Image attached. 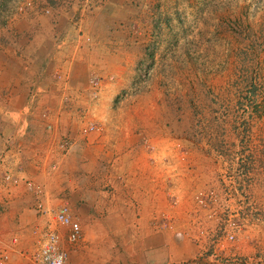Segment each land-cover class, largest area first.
Instances as JSON below:
<instances>
[{"label": "rangeland", "instance_id": "obj_1", "mask_svg": "<svg viewBox=\"0 0 264 264\" xmlns=\"http://www.w3.org/2000/svg\"><path fill=\"white\" fill-rule=\"evenodd\" d=\"M2 112L19 122L0 127L7 183L21 143L47 141L54 171L71 151V170L99 169L85 185L110 211L150 209L145 226L102 223L120 264L154 234L174 244L160 264H264V0H0ZM143 157L161 186H139ZM58 207L46 229L68 264L62 239L81 238Z\"/></svg>", "mask_w": 264, "mask_h": 264}, {"label": "crops", "instance_id": "obj_2", "mask_svg": "<svg viewBox=\"0 0 264 264\" xmlns=\"http://www.w3.org/2000/svg\"><path fill=\"white\" fill-rule=\"evenodd\" d=\"M60 53L62 54V52ZM66 53L63 51L60 57L68 56L71 62L64 60L61 70L64 69L67 72L74 73L77 68L73 64H70L75 63V60L70 57L73 53ZM44 72L41 71L39 74L43 75ZM14 121L18 122L17 119L13 120L5 112H2L0 114L1 131L7 127H16ZM11 131L8 136L15 133L16 130L13 128ZM40 143L38 146L31 143H21L23 151L10 155L8 160L10 168L8 170L16 171L14 173L19 175L20 181L17 184L7 183L4 180L7 170L4 169L3 162L0 163V264H33L30 255L34 254L39 242L43 239L47 227L46 223L52 220V213L59 204L61 205L65 201L71 205L74 220L78 221L81 226V240L77 247L69 245L62 239L61 245L68 250V264H120L119 257H114V248L108 243L110 236H114L113 230L108 229L109 225L107 223H105L106 225L102 223L110 221L123 223L137 221L139 225L145 226L147 222H151L150 218L152 214L150 213V209L146 206L143 208L141 205L139 212L136 211V213L134 209H130L127 214L116 213L113 208L110 211L108 208L112 207L113 204L112 200L108 199V196L112 193L108 194L102 189L98 190L97 193L95 190L89 192L88 188L90 185H85V182L90 181V179H96L100 172L99 169L86 173L85 168L81 166L78 170H71L72 168L65 166L69 157L74 153V151H71L67 159L54 171L50 168V161L53 157H59L58 153L54 149L51 150V142L42 141ZM77 145L76 147L81 146L80 143H77ZM73 149L74 147L71 150ZM80 149L78 148L77 150L79 151ZM48 158L49 163H47ZM19 163L20 165H18ZM145 163L146 158L143 157L144 165L139 168L141 173L139 171L137 173L139 186L144 189L145 186H161L163 179L160 173L157 172L156 166H152V171L151 167L146 168ZM132 174L135 177V173L132 172ZM76 180L79 181L75 182ZM27 181L32 182L34 185L29 187ZM35 187L42 191L40 196L34 193L37 200H35L32 192V189L34 190ZM149 190L152 189L149 188ZM61 193L63 195L59 197ZM105 194L107 196L105 203L97 200L98 197L100 198ZM38 201L41 202L42 212L36 208V202L38 203ZM60 230L64 234L65 228H60ZM148 232H144L143 237H146ZM151 238L153 242L152 246L140 245L144 249H139L140 253L136 255L139 264H160L162 260L166 259L165 257H161L160 249L162 247L170 248L174 246L171 241H167L163 245L161 242L162 235L160 234H154ZM75 256L77 260H73ZM174 257L176 258L177 256ZM132 261V258L124 262L121 259L122 264H130Z\"/></svg>", "mask_w": 264, "mask_h": 264}, {"label": "built area", "instance_id": "obj_3", "mask_svg": "<svg viewBox=\"0 0 264 264\" xmlns=\"http://www.w3.org/2000/svg\"><path fill=\"white\" fill-rule=\"evenodd\" d=\"M8 178V176H6ZM39 206H41L39 204ZM55 219L61 225L68 227L67 238L75 242L81 237V226L78 221L71 218L68 210V204L63 202L59 205ZM35 264H66V254L60 248L59 234L51 228L44 232L43 239L39 242L36 251L33 254Z\"/></svg>", "mask_w": 264, "mask_h": 264}]
</instances>
